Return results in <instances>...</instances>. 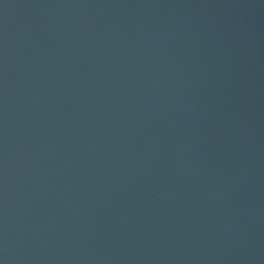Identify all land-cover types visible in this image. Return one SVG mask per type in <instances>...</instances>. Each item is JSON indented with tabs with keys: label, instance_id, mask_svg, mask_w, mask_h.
I'll return each instance as SVG.
<instances>
[{
	"label": "water",
	"instance_id": "obj_1",
	"mask_svg": "<svg viewBox=\"0 0 264 264\" xmlns=\"http://www.w3.org/2000/svg\"><path fill=\"white\" fill-rule=\"evenodd\" d=\"M0 264H264V0H0Z\"/></svg>",
	"mask_w": 264,
	"mask_h": 264
}]
</instances>
